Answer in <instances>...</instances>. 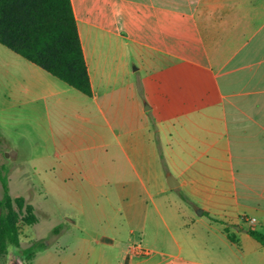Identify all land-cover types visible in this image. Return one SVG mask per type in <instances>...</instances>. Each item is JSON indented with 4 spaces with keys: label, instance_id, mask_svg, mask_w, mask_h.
I'll return each mask as SVG.
<instances>
[{
    "label": "crops",
    "instance_id": "0c3cea01",
    "mask_svg": "<svg viewBox=\"0 0 264 264\" xmlns=\"http://www.w3.org/2000/svg\"><path fill=\"white\" fill-rule=\"evenodd\" d=\"M70 1L92 94L0 44V146L65 214L108 209L130 233L161 220L151 264H264L247 229L233 242L209 218L264 229V0ZM204 218L224 238L206 257Z\"/></svg>",
    "mask_w": 264,
    "mask_h": 264
},
{
    "label": "rangeland",
    "instance_id": "374dc122",
    "mask_svg": "<svg viewBox=\"0 0 264 264\" xmlns=\"http://www.w3.org/2000/svg\"><path fill=\"white\" fill-rule=\"evenodd\" d=\"M0 172L6 180L5 190L0 181V198L4 201L3 213L15 224L19 236V246L8 245L7 253L0 256V264H9L11 259L18 256L23 258L25 264H125V257L129 260L127 264H151L150 255H153V251L163 242H170L168 231L161 220L155 228L152 226L151 231L146 227L144 233L138 232L137 229L130 233L128 224L108 214V209L94 214V211L88 208L87 214L79 217L65 214L67 207L61 208V201L53 196L47 198L42 192V185L39 184L40 177L30 166L21 165L15 153L9 151L4 144L0 146ZM252 216L257 220L249 221ZM75 217L78 221L76 224L70 220ZM213 217L224 221V225L234 236L235 231L240 233L249 227L264 233L259 222V218H262L260 215L241 213L228 218ZM28 218H34V222L30 223ZM200 220L197 221L199 230L196 233L200 245H204L206 257L210 254L209 249L219 245L224 238L218 230V224L209 223L205 218ZM236 225H240L241 229H235ZM103 234L113 235L117 239L116 242H120L115 247L107 246L102 240ZM250 239L256 242L253 238ZM41 243L43 245H40ZM128 243L138 244L149 253L134 255L128 247L129 253L127 251L126 254ZM30 248L35 251L31 257L26 255ZM169 264L180 262L174 260ZM205 264L225 263L206 258Z\"/></svg>",
    "mask_w": 264,
    "mask_h": 264
},
{
    "label": "trees",
    "instance_id": "16d2710c",
    "mask_svg": "<svg viewBox=\"0 0 264 264\" xmlns=\"http://www.w3.org/2000/svg\"><path fill=\"white\" fill-rule=\"evenodd\" d=\"M0 44L85 95L92 94L70 0H0ZM0 181L5 190L6 180L1 172ZM3 206L0 198V256L7 253L8 245L19 246L18 229L3 213ZM209 218L225 224L218 218ZM28 221L33 223L34 218ZM224 231L231 241H237L226 226ZM247 232L264 245L263 232L251 227ZM34 253L30 248L26 255L31 257Z\"/></svg>",
    "mask_w": 264,
    "mask_h": 264
},
{
    "label": "water",
    "instance_id": "95a60500",
    "mask_svg": "<svg viewBox=\"0 0 264 264\" xmlns=\"http://www.w3.org/2000/svg\"><path fill=\"white\" fill-rule=\"evenodd\" d=\"M166 180H167V183L170 187H174V186L178 185V181L176 180V178L172 174H169L166 177ZM198 212L201 213L202 210L199 209ZM237 228H238V226H237ZM9 264H25V263L23 261V258L21 256H18L15 259H13L11 262H9Z\"/></svg>",
    "mask_w": 264,
    "mask_h": 264
},
{
    "label": "built area",
    "instance_id": "2783aa9c",
    "mask_svg": "<svg viewBox=\"0 0 264 264\" xmlns=\"http://www.w3.org/2000/svg\"><path fill=\"white\" fill-rule=\"evenodd\" d=\"M250 221L254 222L255 218H251ZM129 248H130V250L132 251V253L134 255L142 256V255H147L149 253L148 250H145L143 247H141L140 245L135 244V243L134 244H130Z\"/></svg>",
    "mask_w": 264,
    "mask_h": 264
}]
</instances>
